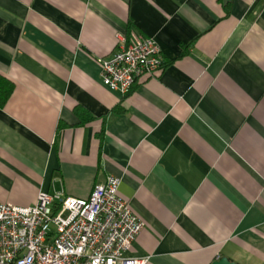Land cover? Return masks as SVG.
Returning a JSON list of instances; mask_svg holds the SVG:
<instances>
[{"label": "crops", "instance_id": "0c3cea01", "mask_svg": "<svg viewBox=\"0 0 264 264\" xmlns=\"http://www.w3.org/2000/svg\"><path fill=\"white\" fill-rule=\"evenodd\" d=\"M121 34L162 56L126 94L98 63ZM0 75L1 203L114 176L128 258L264 264V0H0Z\"/></svg>", "mask_w": 264, "mask_h": 264}, {"label": "built area", "instance_id": "2783aa9c", "mask_svg": "<svg viewBox=\"0 0 264 264\" xmlns=\"http://www.w3.org/2000/svg\"><path fill=\"white\" fill-rule=\"evenodd\" d=\"M111 56L99 58L101 81L126 94L142 77L162 67L158 43L144 35H118ZM109 176L85 198L39 191L35 202H0V264H145L128 258L145 223Z\"/></svg>", "mask_w": 264, "mask_h": 264}, {"label": "trees", "instance_id": "16d2710c", "mask_svg": "<svg viewBox=\"0 0 264 264\" xmlns=\"http://www.w3.org/2000/svg\"><path fill=\"white\" fill-rule=\"evenodd\" d=\"M13 88V83L0 75V105L4 103L7 97L10 95ZM87 115L84 121L90 119V115Z\"/></svg>", "mask_w": 264, "mask_h": 264}, {"label": "water", "instance_id": "95a60500", "mask_svg": "<svg viewBox=\"0 0 264 264\" xmlns=\"http://www.w3.org/2000/svg\"><path fill=\"white\" fill-rule=\"evenodd\" d=\"M213 264H236V263L233 261H230L226 257H221L220 259H217L216 261H214Z\"/></svg>", "mask_w": 264, "mask_h": 264}]
</instances>
